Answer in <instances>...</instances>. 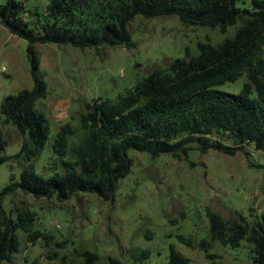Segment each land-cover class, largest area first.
Returning <instances> with one entry per match:
<instances>
[{"label":"trees","instance_id":"1","mask_svg":"<svg viewBox=\"0 0 264 264\" xmlns=\"http://www.w3.org/2000/svg\"><path fill=\"white\" fill-rule=\"evenodd\" d=\"M44 19L31 26L23 18L22 2L5 0L0 5V25L9 34L26 41L32 88L4 97L0 119L22 138L17 154L3 155L6 141L0 129V165L14 162L22 166L19 175L10 176L0 192V263L10 262L21 248V234L30 242L50 239L33 229L34 212L16 209L5 212L4 196L20 192L36 200L65 202L78 194L95 195L112 202L118 182L130 170L129 150L146 153L152 159L169 155L179 159L191 150L206 154L213 150L234 155L246 149L264 152V0H47ZM239 5H243L239 7ZM157 18L176 16L187 26L218 28L224 32L238 21L232 38L219 45L199 43L197 55L177 58L164 69L152 71L138 80L117 100L94 99L78 115L83 137L71 145L74 131L65 124L50 140V125L37 109L48 91L40 77L37 45L69 46L84 52L101 47H134L126 27L135 16ZM243 80L238 93L219 86ZM59 168L50 176L37 174L29 164L46 146ZM56 167V165H55ZM13 214L11 215V212ZM207 238L198 243L204 258L214 242L238 248L242 241L251 246L252 264H264V215L248 224L241 216L223 219L205 211ZM177 241L188 248L191 239ZM141 258L148 259L149 251ZM76 264H99L95 253L85 250ZM167 264H187V259L170 247Z\"/></svg>","mask_w":264,"mask_h":264},{"label":"rangeland","instance_id":"2","mask_svg":"<svg viewBox=\"0 0 264 264\" xmlns=\"http://www.w3.org/2000/svg\"><path fill=\"white\" fill-rule=\"evenodd\" d=\"M25 8L23 18L32 26L44 19L47 0H15ZM5 0H0V5ZM244 7L250 9V1ZM242 7L243 5H239ZM241 22L224 32L218 28L187 26L176 16L146 19L135 16L126 29L134 47H101L80 52L69 46L37 45L40 77L48 94L37 109L50 125V140L61 126L74 131L71 145L83 137L78 115L94 99L115 101L152 71L166 68L171 61L199 53V43L219 45L232 38ZM27 43L0 25V103L8 95L32 88ZM219 86L236 94L242 85ZM0 129L7 145L4 156L20 150L22 138L12 126L0 119ZM225 155L210 150L200 154L191 150L179 159L161 155L152 159L146 153L129 150V173L118 182L112 202H102L92 194H78L65 202L36 200L16 192L4 196L5 212L28 209L37 220L33 229L50 239L30 242L21 234V248L10 262L0 264H76L88 250L99 264H167L170 247L187 259V264H252L251 246L242 241L238 248L212 244L213 263L204 258L198 243L207 238V209L223 219L241 216L248 224L260 222L264 215V152L246 148ZM48 144L29 166L37 174L50 176L59 168ZM56 165V167H55ZM22 166L14 162L0 165V192L17 178ZM13 211L11 212V215ZM178 235L191 239L192 248L177 241ZM149 251L148 259L140 256Z\"/></svg>","mask_w":264,"mask_h":264}]
</instances>
